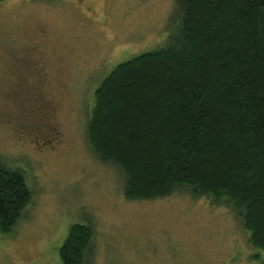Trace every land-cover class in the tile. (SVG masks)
Instances as JSON below:
<instances>
[{
  "label": "rangeland",
  "instance_id": "374dc122",
  "mask_svg": "<svg viewBox=\"0 0 264 264\" xmlns=\"http://www.w3.org/2000/svg\"><path fill=\"white\" fill-rule=\"evenodd\" d=\"M174 0H2L0 160L31 199L0 264H59L74 224L92 231L87 264H262L225 201L176 186L129 200L119 166L86 137L94 92L119 65L176 32Z\"/></svg>",
  "mask_w": 264,
  "mask_h": 264
},
{
  "label": "trees",
  "instance_id": "16d2710c",
  "mask_svg": "<svg viewBox=\"0 0 264 264\" xmlns=\"http://www.w3.org/2000/svg\"><path fill=\"white\" fill-rule=\"evenodd\" d=\"M174 1L168 42L96 88L88 144L121 168L129 200L185 185L194 198L225 201L264 259V0ZM30 199L23 172L0 160L1 235ZM91 237L72 225L59 264H87Z\"/></svg>",
  "mask_w": 264,
  "mask_h": 264
}]
</instances>
